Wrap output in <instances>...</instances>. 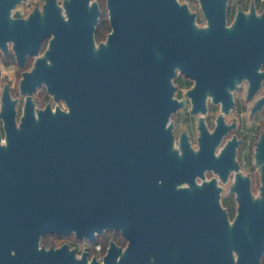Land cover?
Wrapping results in <instances>:
<instances>
[{"label":"water","instance_id":"95a60500","mask_svg":"<svg viewBox=\"0 0 264 264\" xmlns=\"http://www.w3.org/2000/svg\"><path fill=\"white\" fill-rule=\"evenodd\" d=\"M200 1L209 29L197 32L193 15L186 9V35L200 34L195 54L187 44V64L195 57L197 64L210 66L215 57H226L225 45L218 47L222 51L218 56L212 52L216 32L212 27L224 24L223 3L215 6L210 0ZM20 2L0 0V51L6 54L10 46L21 63L25 54L35 53L40 41L50 36L44 57L37 59L31 72L23 73L19 88L31 86L40 75L59 81L66 90L63 98L68 110L56 107L51 111L46 106L34 117L27 96L21 122L16 125L14 100L6 87L0 96L5 139L0 143V264H87L84 254L73 257L75 250L66 244L9 252L6 193L15 189L19 199L28 191L33 196L36 189L42 235L73 232L77 238L91 241L104 228L120 230L127 240L124 253L116 259L121 248L110 242L104 264H150L149 252H185L184 264H260L264 253V166L260 197H252L246 181L236 188L237 207L231 224L217 201L218 189L212 182H204L197 191L198 214L191 213L172 225H153L148 221L149 192L135 184L127 164L136 152L153 157L172 152L169 127L163 126L172 109L163 113L149 110L147 117L138 109L132 125L101 124L103 89L109 95L114 88L120 36L134 35L138 72L144 75L152 15L166 14L168 0H106L111 30L105 44L94 39L99 15L96 0H43L42 11L34 7L26 18L17 8ZM258 25L264 26V15ZM44 59L50 63L44 65ZM125 76L122 70V79ZM255 155L264 159V134ZM89 264L97 263L92 259Z\"/></svg>","mask_w":264,"mask_h":264},{"label":"flooded vegetation","instance_id":"af4514ba","mask_svg":"<svg viewBox=\"0 0 264 264\" xmlns=\"http://www.w3.org/2000/svg\"><path fill=\"white\" fill-rule=\"evenodd\" d=\"M174 1L175 4L168 0L166 14L160 11L152 15L149 62L144 75L138 72L134 35L120 36L114 88L109 95L103 89L101 124L104 127L122 123L132 125L138 109L145 114L153 109L163 113L171 108L163 126L169 127L172 152L156 157L147 152H136L127 164L132 167L135 184L149 192L148 221L153 225H172L185 220L191 213L198 214L197 191L204 182H212L218 189L219 206L231 224L237 207L236 188L244 186L246 181L252 197L256 198L260 197L262 185L264 159H257L255 154L257 143L264 134V26L258 25L264 15V0H210L215 6L223 3L224 20L223 25L212 27L216 31L212 36L215 47L212 52L218 56L222 52L218 47H227L226 57H215L210 66L197 64L195 57L187 64V44L195 54L200 34L186 35V9L193 15L197 32L209 29L201 1ZM96 2L99 8L96 26L101 24L103 32L101 39L95 42L105 44L111 30L106 0L104 8L100 7L99 0ZM34 7L42 11L40 4L35 3ZM32 9L19 11L26 18ZM61 14L64 16L63 10ZM236 21L239 23L235 24ZM49 38L40 41L35 53L25 54L21 63L10 46L6 54L0 51V96L6 87L9 97L14 100L16 125L21 122L27 96L34 117L46 106L51 111L56 107L61 111L68 110L63 98L66 90L59 81L40 75L31 86L19 88L23 73L31 72L37 59L44 57ZM122 58L125 59L123 65ZM49 63L44 59V65ZM122 70L126 72L123 79ZM255 183L256 196L252 193ZM17 192L15 189L13 193H6L9 252H30L42 245L49 248L66 244L75 250L73 257L78 259L84 254L87 264L92 259L97 264H104L110 242L121 248L116 259L124 253L127 240L120 230L104 228L93 240L86 239L87 243H79L80 238L73 232L42 235L36 189L33 196L28 191L22 199ZM95 242L99 248L94 247ZM147 260L150 264H184L185 252H149Z\"/></svg>","mask_w":264,"mask_h":264},{"label":"built area","instance_id":"2783aa9c","mask_svg":"<svg viewBox=\"0 0 264 264\" xmlns=\"http://www.w3.org/2000/svg\"><path fill=\"white\" fill-rule=\"evenodd\" d=\"M43 0H21L20 4L17 5L18 10H30L33 8L35 3L42 4ZM5 139L2 132V123L0 121V143H4ZM94 247L99 248L98 243H94Z\"/></svg>","mask_w":264,"mask_h":264},{"label":"rangeland","instance_id":"374dc122","mask_svg":"<svg viewBox=\"0 0 264 264\" xmlns=\"http://www.w3.org/2000/svg\"><path fill=\"white\" fill-rule=\"evenodd\" d=\"M104 2H105V0H102V1L99 2L101 8H104ZM10 75H12V73H11ZM252 193H253L254 196L258 195V189H257V187H256V183L254 184V186H253V188H252ZM78 242H79V243H81V242H83V243H87L86 239H81V240L78 239ZM89 243H90V242H88V244H89ZM92 244H93V242L90 243V245H92ZM260 264H264V253H263L262 256H261V263H260Z\"/></svg>","mask_w":264,"mask_h":264},{"label":"trees","instance_id":"16d2710c","mask_svg":"<svg viewBox=\"0 0 264 264\" xmlns=\"http://www.w3.org/2000/svg\"><path fill=\"white\" fill-rule=\"evenodd\" d=\"M99 1H102V0H99ZM102 32H103V27L101 26V24H98L96 27H95V35H94V39L98 42L101 37H102Z\"/></svg>","mask_w":264,"mask_h":264}]
</instances>
